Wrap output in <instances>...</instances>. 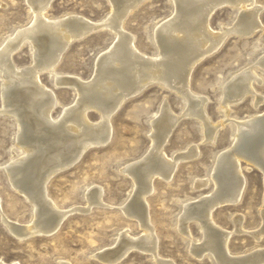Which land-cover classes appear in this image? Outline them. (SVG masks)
<instances>
[{"label": "rangeland", "instance_id": "rangeland-1", "mask_svg": "<svg viewBox=\"0 0 264 264\" xmlns=\"http://www.w3.org/2000/svg\"><path fill=\"white\" fill-rule=\"evenodd\" d=\"M255 5L261 7L258 13L261 27L248 35L234 31L228 33L218 49L200 60L190 74V90L205 98V116L212 124L219 125L214 141L205 138V128L199 117L183 114L187 102L178 90L175 91L176 88L151 82L139 93L129 96L111 114V135L105 143L89 146L79 159L49 179L47 195L54 205L67 210L77 207L67 214L54 232L19 237L0 220V261L4 264H111L101 259L99 252L114 247L121 231L126 229L129 237H140L143 234L140 222L123 211L125 205H131L134 189L133 180L124 168L146 156L151 145L152 122L163 101L169 111L179 116L162 147L165 156L173 158L193 146L198 153L179 160L170 180L156 176L154 189L145 198L146 213L156 234L158 257L173 264H216L212 253L204 252L199 257L198 253L192 252L202 240L199 223L195 220L187 222L188 232L195 242L181 233L177 223L184 204H193L212 192L214 184L211 179L201 188L196 187V182L209 179L217 155L232 146L234 120L264 114V100L255 108L253 94L229 103L227 115L221 108L223 85L246 67H252L258 78L260 76L259 82H254L255 94L264 97V68L257 64L264 54V0H255ZM111 11V0H51L47 15L56 19L74 14L91 21H102L111 16ZM174 11L173 0H142L124 17L125 31L133 36L137 48L145 56L153 57L158 53L155 29L171 18ZM32 16L27 0H0V48L19 30L29 26ZM240 16L239 7L222 4L209 17V28L213 32L231 28ZM114 39L115 33L110 29L97 28L72 40L62 52L55 72L61 76L82 78L81 81L90 80L98 57L108 51ZM31 61L30 41L24 40L12 53L11 62L19 70L28 67ZM54 76L47 70L38 74L41 84L57 96L58 103L51 114L58 120L63 109L76 102L78 90L71 86H57ZM1 78L0 75L1 205L10 221L27 225L32 223L31 204L12 187L5 170L11 158L21 154V149L16 142L15 118L1 111ZM86 117L93 125L101 121V115L94 108L87 110ZM240 166L245 187L239 202L217 206L212 212L215 226L230 232L228 249L233 256L264 249V234L258 239L254 236L263 224L264 174L259 166L242 158ZM93 186L103 189V205H93L82 211L87 204L86 190ZM237 217L242 218L240 226L235 223ZM112 264L160 263L149 252L132 248Z\"/></svg>", "mask_w": 264, "mask_h": 264}, {"label": "bare ground", "instance_id": "bare-ground-1", "mask_svg": "<svg viewBox=\"0 0 264 264\" xmlns=\"http://www.w3.org/2000/svg\"><path fill=\"white\" fill-rule=\"evenodd\" d=\"M141 1L111 0V16L102 21H91L74 14L50 19L47 10L51 0H27L33 12L30 25L19 30L13 35L15 37L1 46V111L15 118L16 142L21 149L19 156H11L5 170L12 187L30 202L32 223L21 225L16 220L10 221L2 210L1 197L0 220L19 237L36 233L51 234L70 211L77 210V207L58 209L54 205L47 195L49 179L79 159L89 146L107 141L111 135V114L129 96L139 93L151 82L176 88L175 91L178 90L187 102L183 114L199 117L205 128V138L214 141L219 125L212 124L205 116V98L190 90L191 71L200 60L218 49L228 33L234 31L248 35L261 27L258 18L261 7L255 5V0H173L174 15L155 29L154 37L159 51L156 56L147 57L123 27L124 17ZM225 3L239 7L241 16L231 28L213 32L209 28V17ZM97 28L110 29L115 33V39L108 51L98 57L92 78L81 81L82 78L58 75L55 66L69 43ZM24 40L30 41L32 61L28 67L18 70L11 62V55ZM257 64L264 68V54ZM43 70L55 74L54 84L57 86H71L78 90L76 102L65 107L58 120L51 114L58 103L57 96L44 87L38 78ZM259 78L252 67H246L223 85L221 108L225 115L229 112V103L240 101L247 94H253L255 108L264 100V97L255 94L254 82H259ZM90 108L101 115V121L99 119L100 122L95 125L86 117ZM154 118L151 145L146 156L141 161L126 164L124 168L133 180L134 189L131 205H125L123 211L140 222L143 234L132 238L127 235L128 230L121 231L114 247L99 252L101 259L109 263L119 261L129 250L138 248L149 252L160 264H173L158 257L156 234L146 213L145 198L154 189L153 179L156 176L170 180L179 160L196 156L198 150L193 146L173 158H167L162 147L179 116L169 111L162 101L159 113ZM234 123L232 146L217 155L209 179L196 182V187L201 188L211 179L214 184L212 192L191 205L184 204L177 225L181 233L192 241L187 222L195 220L199 223L202 240L192 248V252L198 253L199 257L204 252H210L216 264H261L264 262V249L233 256L228 249L230 232L216 227L212 219V212L217 206L236 204L242 196L245 178L241 172L240 158L259 166L264 174V114L239 118ZM102 194L100 186L86 190L87 204L82 211L89 210L93 205H103ZM262 219L263 224L254 235L256 239L264 234V212ZM241 222V217L235 219L238 226ZM0 264L4 263L0 261Z\"/></svg>", "mask_w": 264, "mask_h": 264}, {"label": "water", "instance_id": "water-1", "mask_svg": "<svg viewBox=\"0 0 264 264\" xmlns=\"http://www.w3.org/2000/svg\"><path fill=\"white\" fill-rule=\"evenodd\" d=\"M106 141H104L103 143H105ZM99 144H102V143H99ZM97 145V144H96ZM263 264V263H262Z\"/></svg>", "mask_w": 264, "mask_h": 264}]
</instances>
